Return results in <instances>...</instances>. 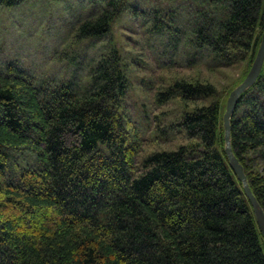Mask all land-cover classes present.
<instances>
[{"label":"trees","instance_id":"1","mask_svg":"<svg viewBox=\"0 0 264 264\" xmlns=\"http://www.w3.org/2000/svg\"><path fill=\"white\" fill-rule=\"evenodd\" d=\"M88 1L99 8L71 26L74 43L101 40L127 12L173 49L183 39L191 63L207 52V65L243 64L242 80L264 32V0ZM128 68L112 38L83 81L0 68V264H264L223 150L226 101L200 80L158 91L159 104L178 95L191 106L170 126L178 146L140 157L122 107ZM230 141L264 211V62L238 99Z\"/></svg>","mask_w":264,"mask_h":264},{"label":"rangeland","instance_id":"2","mask_svg":"<svg viewBox=\"0 0 264 264\" xmlns=\"http://www.w3.org/2000/svg\"><path fill=\"white\" fill-rule=\"evenodd\" d=\"M98 8L88 0H24L16 7H0V68L10 64L36 79L64 76L83 81L89 65L94 64L102 46L112 38L129 66V86L122 107L138 130L140 157L156 149H175L181 138L175 137L170 126L191 106L187 107L178 95L159 104L158 91L183 78L209 82L215 86L216 98L223 108L229 91L244 76L241 63L207 65V52L198 53L199 59L191 63L192 59L187 58L191 50L183 39L173 49L168 46L169 38L147 32L141 18L127 12L101 40L79 44L71 41V26ZM210 101L206 99L205 104Z\"/></svg>","mask_w":264,"mask_h":264},{"label":"water","instance_id":"3","mask_svg":"<svg viewBox=\"0 0 264 264\" xmlns=\"http://www.w3.org/2000/svg\"><path fill=\"white\" fill-rule=\"evenodd\" d=\"M264 61V35L262 42L259 46L255 59L246 74L245 78L240 82L236 87H234L228 94L225 109L222 115V124H223V139H224V153L228 159L229 165L232 168L233 172L236 174L237 179L241 182L243 191L248 198L253 212L255 213L259 228L261 233L264 236V212L257 199L253 195L246 175L243 171L242 165L239 163L235 154L233 153L231 142H230V118L231 114L237 104V99L240 94L247 90L256 80V77L262 67Z\"/></svg>","mask_w":264,"mask_h":264},{"label":"bare ground","instance_id":"4","mask_svg":"<svg viewBox=\"0 0 264 264\" xmlns=\"http://www.w3.org/2000/svg\"><path fill=\"white\" fill-rule=\"evenodd\" d=\"M263 35H264V32H263V34H262V37H261V41H260V43H259V46H260V44H261V42H262V39H263ZM259 46H258V49H259ZM258 49H257V51H258ZM256 54H257V52H256ZM256 56V55H255ZM255 59V58H254ZM254 61V60H253ZM264 62V61H263ZM263 65V64H262ZM262 68V67H261ZM261 70V69H260ZM259 73H260V71H259ZM259 73H258V75H259ZM258 75H257V77H258ZM256 77V78H257ZM246 91V90H245ZM244 91V92H245ZM243 93V92H242ZM241 93V94H242ZM240 94V95H241ZM240 97V96H239ZM239 99V98H238ZM238 99H237V102H238ZM227 100V99H226ZM235 108H236V106H235ZM235 108H234V110H235ZM234 110H233V112H234ZM233 112H232V114H233ZM232 114H231V116H232ZM231 119V118H230ZM231 142V141H230ZM243 168V167H242ZM232 169V168H231ZM244 171V170H243ZM250 187V186H249ZM254 195V194H253ZM259 203V202H258ZM251 205V204H250ZM252 207V206H251ZM253 210V209H252ZM264 212V211H263ZM254 213V212H253ZM254 216H255V213H254ZM255 218H256V216H255ZM256 222H257V219H256ZM257 225H258V222H257ZM258 228H259V225H258ZM259 230H260V228H259ZM261 232V231H260ZM262 234V233H261ZM263 235V234H262ZM264 237V236H263Z\"/></svg>","mask_w":264,"mask_h":264}]
</instances>
